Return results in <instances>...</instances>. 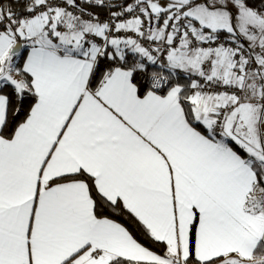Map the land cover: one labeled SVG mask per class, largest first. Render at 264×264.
<instances>
[{
    "label": "snow or ice",
    "instance_id": "1",
    "mask_svg": "<svg viewBox=\"0 0 264 264\" xmlns=\"http://www.w3.org/2000/svg\"><path fill=\"white\" fill-rule=\"evenodd\" d=\"M0 264H264V0H0Z\"/></svg>",
    "mask_w": 264,
    "mask_h": 264
}]
</instances>
